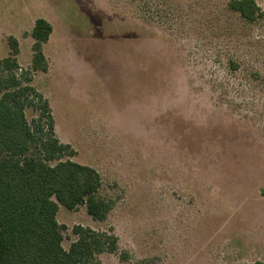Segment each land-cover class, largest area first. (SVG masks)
<instances>
[{
	"label": "rangeland",
	"instance_id": "1",
	"mask_svg": "<svg viewBox=\"0 0 264 264\" xmlns=\"http://www.w3.org/2000/svg\"><path fill=\"white\" fill-rule=\"evenodd\" d=\"M230 1L0 0V60L15 36L29 68L52 23L33 84L115 201L105 220L59 204L65 248L80 224L117 236L103 264L264 263V14Z\"/></svg>",
	"mask_w": 264,
	"mask_h": 264
},
{
	"label": "trees",
	"instance_id": "2",
	"mask_svg": "<svg viewBox=\"0 0 264 264\" xmlns=\"http://www.w3.org/2000/svg\"><path fill=\"white\" fill-rule=\"evenodd\" d=\"M229 8L249 21L264 14L256 0H231ZM52 32L50 21L36 19L29 68L19 65L15 36L0 60V264H103L100 255L120 251L114 233L80 224L73 227L75 240L63 245L59 204H85L94 219L105 220L115 201L101 195L102 176L94 167L72 159L76 150L58 137L51 104L33 84L34 72L49 69L43 46ZM27 108L37 113L32 120Z\"/></svg>",
	"mask_w": 264,
	"mask_h": 264
},
{
	"label": "crops",
	"instance_id": "3",
	"mask_svg": "<svg viewBox=\"0 0 264 264\" xmlns=\"http://www.w3.org/2000/svg\"><path fill=\"white\" fill-rule=\"evenodd\" d=\"M51 37V36H50ZM34 42V41H33ZM33 44V43H32Z\"/></svg>",
	"mask_w": 264,
	"mask_h": 264
}]
</instances>
